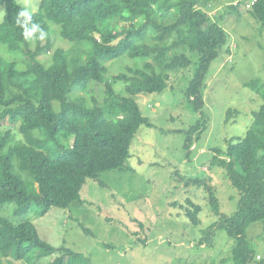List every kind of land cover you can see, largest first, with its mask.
I'll use <instances>...</instances> for the list:
<instances>
[{"label": "trees", "instance_id": "obj_1", "mask_svg": "<svg viewBox=\"0 0 264 264\" xmlns=\"http://www.w3.org/2000/svg\"><path fill=\"white\" fill-rule=\"evenodd\" d=\"M215 1L40 0L33 20L49 37L32 50L14 23L22 6L0 0L5 10L0 45L10 55L18 53L17 58H7L0 49V126L9 127L0 133V207L14 204V216L23 218L31 211L44 217L52 208L83 205L81 191L87 180L99 182L102 173L123 169L139 128L152 127L137 98L162 94L171 73L189 68L193 55L196 66L184 96L200 120L185 132L189 156L194 136L200 137L207 124L203 92L208 71L228 42L219 24L222 17L215 21L210 16ZM239 6L232 4L229 11ZM245 8L264 30V0H246ZM50 25L64 41L87 44L86 60L71 59L68 52L56 49L50 65L42 62L39 57L53 48ZM123 56L146 62L109 74L107 64ZM91 85L103 87L101 103L93 98L87 102ZM246 86L261 105L251 113L244 137L214 148L212 157V164L238 192L236 212L221 214L209 178H190L186 186L204 187L217 217L203 231L199 246H212L215 232L223 230L233 241V264H264L261 257L256 259L246 235L250 225L264 221V83L254 80ZM187 202L191 209L185 215L197 226L202 209ZM48 257H54L48 264H92L81 253L52 247L29 220L14 224L0 216V264H38Z\"/></svg>", "mask_w": 264, "mask_h": 264}, {"label": "rangeland", "instance_id": "obj_2", "mask_svg": "<svg viewBox=\"0 0 264 264\" xmlns=\"http://www.w3.org/2000/svg\"><path fill=\"white\" fill-rule=\"evenodd\" d=\"M15 1L33 13L38 11L40 0ZM236 3H240L237 11H229ZM245 4L246 0H216L210 11L213 20L222 17L219 24L226 30L228 42L208 71L203 92L207 124L200 137L198 133L194 136L197 140L189 156L184 150L185 132L200 120L184 96L196 66L193 55L189 68L171 73L162 94L137 98L152 127L139 128L123 169L99 176L104 186L87 180L81 191L83 205L52 208L44 217L31 211L18 218L14 216V204H6L0 207V216L14 224L29 220L40 238L52 247L81 253L92 264H233V241L223 230L215 232L212 246H199L203 231L217 217L208 205L204 187L186 186V182L198 176L209 178L221 214L231 216L236 212L238 192L224 171L212 164V157L214 148H225L227 141L244 137L251 125V113L261 105L246 84L254 80L264 83V30ZM4 14V7H0V23ZM50 26L53 48L39 57L42 62L50 65L56 49L68 52L71 59L81 56L86 60L87 44L64 41L55 26ZM30 48L34 50L35 45ZM0 49L7 58L18 54L10 55L3 45ZM145 62L123 56L107 67L112 75L126 72L127 67H142ZM116 88L122 91L123 85ZM85 97L89 104L92 98L101 103L103 87L91 85ZM228 111L233 112L231 116ZM8 128L0 126V133ZM12 130L16 133V128ZM188 200L202 209L197 226L185 215L191 209ZM246 235L256 259L264 261V221L250 225ZM53 258H44L38 264H48Z\"/></svg>", "mask_w": 264, "mask_h": 264}, {"label": "clouds", "instance_id": "obj_3", "mask_svg": "<svg viewBox=\"0 0 264 264\" xmlns=\"http://www.w3.org/2000/svg\"><path fill=\"white\" fill-rule=\"evenodd\" d=\"M14 23L26 43L44 42L49 37V33L45 31L41 24L33 20V11L28 6L20 8L15 15Z\"/></svg>", "mask_w": 264, "mask_h": 264}, {"label": "built area", "instance_id": "obj_4", "mask_svg": "<svg viewBox=\"0 0 264 264\" xmlns=\"http://www.w3.org/2000/svg\"><path fill=\"white\" fill-rule=\"evenodd\" d=\"M251 3H252V1H251ZM247 7H250V4H248Z\"/></svg>", "mask_w": 264, "mask_h": 264}]
</instances>
